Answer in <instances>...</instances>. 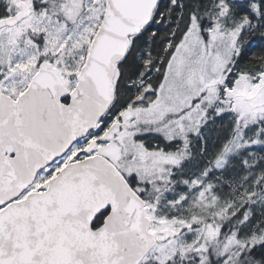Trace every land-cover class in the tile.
Wrapping results in <instances>:
<instances>
[{"label": "snow or ice", "instance_id": "6c2138e0", "mask_svg": "<svg viewBox=\"0 0 264 264\" xmlns=\"http://www.w3.org/2000/svg\"><path fill=\"white\" fill-rule=\"evenodd\" d=\"M0 264H264V0H0Z\"/></svg>", "mask_w": 264, "mask_h": 264}]
</instances>
